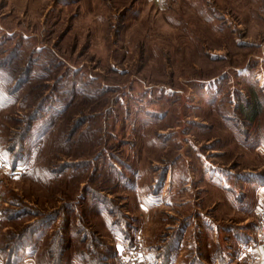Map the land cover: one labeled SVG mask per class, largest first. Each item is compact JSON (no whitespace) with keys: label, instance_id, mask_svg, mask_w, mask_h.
Masks as SVG:
<instances>
[{"label":"rangeland","instance_id":"rangeland-1","mask_svg":"<svg viewBox=\"0 0 264 264\" xmlns=\"http://www.w3.org/2000/svg\"><path fill=\"white\" fill-rule=\"evenodd\" d=\"M258 142L264 0H0L2 258L118 264L128 239L207 264L195 239L215 237L222 262L223 231L258 225L238 189Z\"/></svg>","mask_w":264,"mask_h":264},{"label":"crops","instance_id":"crops-1","mask_svg":"<svg viewBox=\"0 0 264 264\" xmlns=\"http://www.w3.org/2000/svg\"><path fill=\"white\" fill-rule=\"evenodd\" d=\"M145 1L153 3L156 6H161L165 3H167L168 0H145ZM253 149L255 150V154H258L259 159H260L259 163L254 165L255 170H253V172H252L254 174V176L251 178V180L247 179V180H250L249 182L239 183V185H238V189H240V194H241L240 195L241 200H239V201L241 202L242 206H244V204L248 205L252 211L257 209V207H259V205L264 204V172H261V169H259L260 167H263V169H264V144L261 142H258L256 145H254ZM243 180H245V179L243 178ZM0 202H1V196H0ZM211 206H212V204L210 202V204L207 205V207L211 208ZM241 210H243V209L241 208ZM244 222H245L244 220H242L240 222H235L234 227L236 230H234V228L229 229L228 227H226V228H228V230L223 231V234H224L223 240L219 244L221 246L220 253H223L224 261L228 260L229 262H225V263L221 262V261H219V258H220L219 256L213 255L214 250L216 251V248H215V246H212V245H216V243H217V241H216L217 238H215V237L213 240L210 238L208 242L204 241L205 238H203V237H201L199 239L197 238V240L195 239L194 254L196 252H198L201 259H203L207 264H237L238 263L237 259L245 260V264H264V239H263V242L253 250L254 259L252 262L248 263V259L243 256L246 245L252 239V238H248V240H247L245 238L246 236L244 235V231H242V228L244 227ZM210 223L211 222L204 221V224L205 225L207 224L208 228L213 229L214 231L218 226H220V225H213V221L211 223L212 225ZM238 224H240L241 226H238ZM237 226H238V228H237ZM196 229H197V232H201V230H202L201 227L196 228ZM139 231H141V234H143L144 227H140ZM180 231H181V229H180ZM228 231H230V233H232L233 236L229 235ZM180 235H182V234H180V232H179V236ZM128 237L129 236H126V238H128ZM134 242L135 241L130 242L128 239H126L124 244H121V245L118 244L117 245L116 242H111V245L115 246L117 249V253H119L121 247L131 248L136 244ZM182 242L183 243L184 242H194V240L192 241V238H189V237L187 238L184 236H183V239H180V237L175 238L172 240V242L169 245L170 252L172 253L176 249V247H178V245ZM139 244H140L141 249H142L141 241H139ZM188 245L189 244L187 243L185 245V248H188L187 247ZM143 248H145V247H143ZM113 250H114V247H113ZM147 250H149V249L146 248V251ZM177 256H178L177 254L173 255L170 258V261L172 260L173 263L176 264L177 258H178ZM2 259L4 260V262L6 264H39V262L37 261L36 254L34 252L33 253H30V252L16 253V254H12L10 257L7 255V257L2 258ZM166 263L170 264L169 261H166ZM153 264H165V263H164V261H161L160 259H158L157 263H153ZM241 264H243V263H241Z\"/></svg>","mask_w":264,"mask_h":264},{"label":"built area","instance_id":"built-area-1","mask_svg":"<svg viewBox=\"0 0 264 264\" xmlns=\"http://www.w3.org/2000/svg\"><path fill=\"white\" fill-rule=\"evenodd\" d=\"M3 170L4 165L0 162V172ZM255 211L258 219V225L251 241L246 245L243 254V256L248 259V263L253 261V250L258 247L264 239V204L259 205ZM119 255L118 264H152L146 260L139 243H136L131 249L125 250L122 247L119 251ZM0 264H6L1 256Z\"/></svg>","mask_w":264,"mask_h":264},{"label":"trees","instance_id":"trees-1","mask_svg":"<svg viewBox=\"0 0 264 264\" xmlns=\"http://www.w3.org/2000/svg\"><path fill=\"white\" fill-rule=\"evenodd\" d=\"M256 99H249V101L243 106V115L249 119V121L254 120L256 113L259 111V105ZM224 262V261H222ZM225 263V262H224ZM100 264V262H99Z\"/></svg>","mask_w":264,"mask_h":264}]
</instances>
